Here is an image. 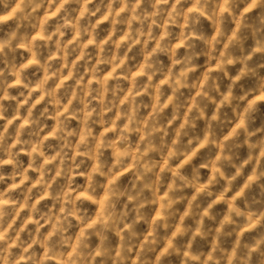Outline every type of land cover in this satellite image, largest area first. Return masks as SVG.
I'll return each instance as SVG.
<instances>
[{"label": "clouds", "instance_id": "obj_1", "mask_svg": "<svg viewBox=\"0 0 264 264\" xmlns=\"http://www.w3.org/2000/svg\"><path fill=\"white\" fill-rule=\"evenodd\" d=\"M0 264H264V0H0Z\"/></svg>", "mask_w": 264, "mask_h": 264}]
</instances>
